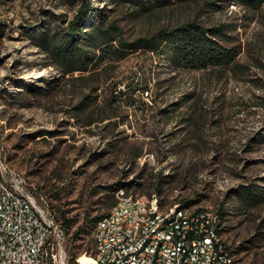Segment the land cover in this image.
I'll return each instance as SVG.
<instances>
[{"label":"rangeland","instance_id":"rangeland-1","mask_svg":"<svg viewBox=\"0 0 264 264\" xmlns=\"http://www.w3.org/2000/svg\"><path fill=\"white\" fill-rule=\"evenodd\" d=\"M90 2L116 17L129 41L195 19L228 24L240 53L226 68L189 69L138 50L69 72L51 65L32 36L44 24L67 25L80 1L0 0V149L8 167L55 218L70 220L73 256L93 251L92 220L122 189L154 194L162 211H211L236 263L264 264V199L241 206L235 195L243 186L259 197L264 190V3L175 2L138 16L109 0Z\"/></svg>","mask_w":264,"mask_h":264},{"label":"built area","instance_id":"built-area-1","mask_svg":"<svg viewBox=\"0 0 264 264\" xmlns=\"http://www.w3.org/2000/svg\"><path fill=\"white\" fill-rule=\"evenodd\" d=\"M115 196L95 222L93 251L73 256L48 200L40 195L37 202L0 149V264L234 263L213 232L211 211L177 204L162 211L154 194L143 198L122 189Z\"/></svg>","mask_w":264,"mask_h":264},{"label":"trees","instance_id":"trees-1","mask_svg":"<svg viewBox=\"0 0 264 264\" xmlns=\"http://www.w3.org/2000/svg\"><path fill=\"white\" fill-rule=\"evenodd\" d=\"M80 6L67 25L49 24L40 26L32 36L51 65L69 72L86 71L91 65L103 61H118L138 50L155 51L165 56L172 68L219 69L235 63L240 47L235 43L232 28L226 23L204 26L197 20L186 21L173 28H162L157 33L135 38H125L122 26L109 11L97 8L90 0H79ZM115 7H130L134 15L157 8L168 7L175 2L187 3L198 0H109ZM248 9H258L264 0H235ZM141 89L147 86H140ZM133 99V98H132ZM132 104V103H130ZM264 138V136H263ZM236 192L237 205L264 199V190L259 197L254 186L240 187ZM222 213L219 212V215ZM92 221H97L101 216ZM61 221L66 232L70 220ZM232 252V251H231Z\"/></svg>","mask_w":264,"mask_h":264},{"label":"bare ground","instance_id":"bare-ground-1","mask_svg":"<svg viewBox=\"0 0 264 264\" xmlns=\"http://www.w3.org/2000/svg\"><path fill=\"white\" fill-rule=\"evenodd\" d=\"M219 222L217 220V218L212 214V229L213 232L218 235V242L221 243V248L223 249V251L226 252V259H233V254L230 252V250L228 249L227 245L225 244L224 240L222 239V237L220 236L219 233ZM233 264H237L234 258V263Z\"/></svg>","mask_w":264,"mask_h":264}]
</instances>
